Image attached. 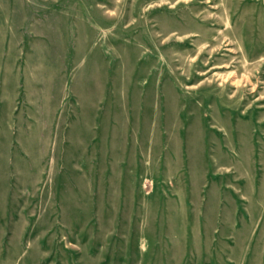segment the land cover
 <instances>
[{
    "label": "rangeland",
    "instance_id": "1",
    "mask_svg": "<svg viewBox=\"0 0 264 264\" xmlns=\"http://www.w3.org/2000/svg\"><path fill=\"white\" fill-rule=\"evenodd\" d=\"M0 264H264V0H0Z\"/></svg>",
    "mask_w": 264,
    "mask_h": 264
},
{
    "label": "bare ground",
    "instance_id": "2",
    "mask_svg": "<svg viewBox=\"0 0 264 264\" xmlns=\"http://www.w3.org/2000/svg\"><path fill=\"white\" fill-rule=\"evenodd\" d=\"M234 79V78H233ZM224 80V79H223Z\"/></svg>",
    "mask_w": 264,
    "mask_h": 264
}]
</instances>
